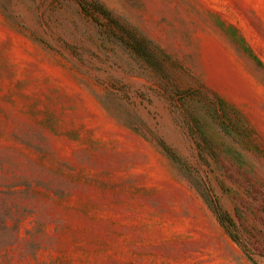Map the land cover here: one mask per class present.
I'll return each instance as SVG.
<instances>
[{
	"label": "rangeland",
	"instance_id": "1",
	"mask_svg": "<svg viewBox=\"0 0 264 264\" xmlns=\"http://www.w3.org/2000/svg\"><path fill=\"white\" fill-rule=\"evenodd\" d=\"M0 264H264V0H0Z\"/></svg>",
	"mask_w": 264,
	"mask_h": 264
},
{
	"label": "trees",
	"instance_id": "2",
	"mask_svg": "<svg viewBox=\"0 0 264 264\" xmlns=\"http://www.w3.org/2000/svg\"><path fill=\"white\" fill-rule=\"evenodd\" d=\"M93 8H94V10H96V11L103 12V9H101V7H100L99 5H97V4H94V5H93ZM214 211H215V213H216L217 218L219 219V221H220L223 225L226 226V223H228L229 225L231 224V221H230L229 217L227 216L226 213H224V212L221 210V208L219 207L218 204H216V205L214 206ZM229 231H230V230H229Z\"/></svg>",
	"mask_w": 264,
	"mask_h": 264
}]
</instances>
